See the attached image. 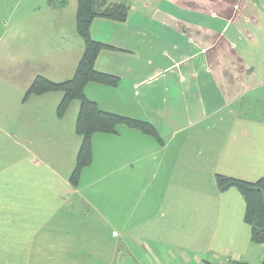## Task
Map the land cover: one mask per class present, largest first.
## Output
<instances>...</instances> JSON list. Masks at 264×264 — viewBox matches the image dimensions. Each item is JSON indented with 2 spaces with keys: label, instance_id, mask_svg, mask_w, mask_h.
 Returning a JSON list of instances; mask_svg holds the SVG:
<instances>
[{
  "label": "crops",
  "instance_id": "crops-1",
  "mask_svg": "<svg viewBox=\"0 0 264 264\" xmlns=\"http://www.w3.org/2000/svg\"><path fill=\"white\" fill-rule=\"evenodd\" d=\"M125 3L132 21L124 26L139 37L104 43L141 63L99 54L95 68L123 78L136 113L121 114L85 94L102 110L150 121L161 142L124 125L94 134L92 161L77 186L68 181L73 166L53 168L24 148H6L15 157L0 163L4 264H184L179 253L188 249L224 252L223 264H245L252 246L243 198L235 188L219 191L214 176L254 182L264 175V117L248 113L264 103V0ZM37 72L29 83L43 75ZM41 95L35 105L55 116L61 94ZM130 104L124 99L123 107ZM61 121L52 130L57 137L72 133L70 119L67 127ZM97 136L117 137L107 152L113 179L104 188L112 193L88 207L65 196L85 197V169L104 153L94 152ZM258 245L254 264L264 258V243Z\"/></svg>",
  "mask_w": 264,
  "mask_h": 264
},
{
  "label": "rangeland",
  "instance_id": "rangeland-1",
  "mask_svg": "<svg viewBox=\"0 0 264 264\" xmlns=\"http://www.w3.org/2000/svg\"><path fill=\"white\" fill-rule=\"evenodd\" d=\"M75 7L76 0H68L62 7H57L53 0H0V163H6L15 157V154L10 155L6 148L10 150L24 148L32 152L30 156L36 161L41 164L46 163L53 168L56 166L74 167L75 165V151L79 147L80 139L74 131V124L79 102L72 100L62 118L57 116L56 109L55 116L52 117L44 110L38 109L35 101H44V97H39L42 95H31L23 100L25 88L35 71L55 80L66 79L72 75L74 66L83 52V41L75 33ZM129 21H132V14L129 11L127 19L122 22L96 18L89 28L91 37L93 39L96 37L97 40L103 42L118 41L120 38L124 41L128 38L139 37L129 30L128 26H124ZM186 26L187 23H182V28ZM162 49L163 47H160V50ZM178 49L177 45L173 47V51H178ZM134 51L142 52L141 50ZM103 54L132 67L141 63L139 57L137 60L127 59L122 57L125 53L119 51L102 50L100 55ZM70 63H72V70ZM84 91L91 97H99L98 104L108 109H115L121 114L136 113L135 100L126 96V94H131L132 90L123 83V78L114 87L89 82L85 85ZM54 93L56 96L61 94L60 92ZM124 99L131 104L123 107ZM248 113L250 116L264 117V103L260 101L254 103ZM68 118L72 133L64 129L63 136L57 137L52 130L57 127L59 120H63L61 123L67 127ZM47 130L50 131L49 135L46 134ZM116 138V136L94 138V152L98 153L104 149V153L93 160L88 169H85L87 188L85 197L79 191L78 194L66 195L67 200L72 197L80 198L81 201L85 199V205L90 207L91 202L98 206L100 200H107L111 196L112 190L104 188L113 179L109 174L111 158L110 153L107 152L114 149L113 141ZM101 141H104V144L99 143ZM116 164L117 162L113 163V166ZM89 184L92 185L88 186ZM61 198L59 207L62 209ZM67 222L71 225L69 218ZM244 226L249 228L248 225ZM2 241L0 222V264H4L1 252ZM250 242L252 247L246 253L245 264H254L259 257V247H257L259 245ZM179 255L184 264H204L203 259L214 264H223L228 254L224 252L207 253L200 250L192 252L188 249Z\"/></svg>",
  "mask_w": 264,
  "mask_h": 264
},
{
  "label": "trees",
  "instance_id": "trees-1",
  "mask_svg": "<svg viewBox=\"0 0 264 264\" xmlns=\"http://www.w3.org/2000/svg\"><path fill=\"white\" fill-rule=\"evenodd\" d=\"M68 0H58L64 6ZM128 7L121 0H76L75 30L83 41V52L76 63L73 75L62 81H53L36 74L24 91L23 100L31 95L60 92L61 98L56 106V114L62 117L72 100L79 102L74 131L80 142L75 155V165L69 175V182L76 186L80 171L92 161V136L95 133H116L119 125L136 129L153 137L157 142L161 138L155 126L146 119L124 116L102 110L95 101L89 99L84 91L85 85L95 82L106 86H116L117 75L95 68V61L102 50L117 49L114 46L95 40L90 34V25L96 18L111 21H125ZM217 189L221 192L235 188L244 201L243 221L249 226L250 240L257 244L264 243V175L254 182L216 173L214 176ZM258 264H264L262 258Z\"/></svg>",
  "mask_w": 264,
  "mask_h": 264
},
{
  "label": "water",
  "instance_id": "water-1",
  "mask_svg": "<svg viewBox=\"0 0 264 264\" xmlns=\"http://www.w3.org/2000/svg\"><path fill=\"white\" fill-rule=\"evenodd\" d=\"M121 3H122V4H125V0H121Z\"/></svg>",
  "mask_w": 264,
  "mask_h": 264
}]
</instances>
